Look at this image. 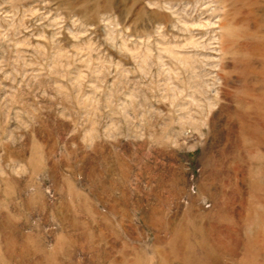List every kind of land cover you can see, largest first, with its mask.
Returning <instances> with one entry per match:
<instances>
[{"label": "rangeland", "instance_id": "374dc122", "mask_svg": "<svg viewBox=\"0 0 264 264\" xmlns=\"http://www.w3.org/2000/svg\"><path fill=\"white\" fill-rule=\"evenodd\" d=\"M0 264H264V0H0Z\"/></svg>", "mask_w": 264, "mask_h": 264}]
</instances>
